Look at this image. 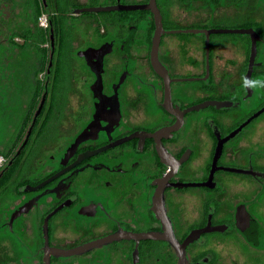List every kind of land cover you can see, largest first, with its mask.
Returning a JSON list of instances; mask_svg holds the SVG:
<instances>
[{"label":"flooded vegetation","instance_id":"obj_1","mask_svg":"<svg viewBox=\"0 0 264 264\" xmlns=\"http://www.w3.org/2000/svg\"><path fill=\"white\" fill-rule=\"evenodd\" d=\"M242 77L264 0H0V264H264Z\"/></svg>","mask_w":264,"mask_h":264},{"label":"water","instance_id":"obj_2","mask_svg":"<svg viewBox=\"0 0 264 264\" xmlns=\"http://www.w3.org/2000/svg\"><path fill=\"white\" fill-rule=\"evenodd\" d=\"M101 10H103V9L102 8H93V9H84L82 11L93 12V11H101ZM155 12H156V16H157V20H158V26H159L160 25V15H159L157 10H155ZM161 32H162L161 28H158L157 32H156V35H155V39H154V46H153V51H152V60H153V63L155 65V68L157 69V71L160 72V73H165L163 67L160 65V62L158 60V53H157ZM250 72L248 73V75L250 74ZM190 110H192V109H190ZM109 239L110 238H107L106 240H103L102 242L108 241ZM88 247H90V246H86L85 248H88ZM85 248H82L80 250H83ZM61 255H66V254H61Z\"/></svg>","mask_w":264,"mask_h":264},{"label":"clouds","instance_id":"obj_3","mask_svg":"<svg viewBox=\"0 0 264 264\" xmlns=\"http://www.w3.org/2000/svg\"><path fill=\"white\" fill-rule=\"evenodd\" d=\"M243 86L245 88H264V80L256 78V79H249L248 77H242Z\"/></svg>","mask_w":264,"mask_h":264},{"label":"built area","instance_id":"obj_4","mask_svg":"<svg viewBox=\"0 0 264 264\" xmlns=\"http://www.w3.org/2000/svg\"><path fill=\"white\" fill-rule=\"evenodd\" d=\"M1 160V159H0Z\"/></svg>","mask_w":264,"mask_h":264}]
</instances>
